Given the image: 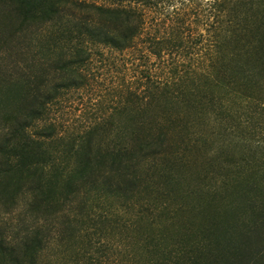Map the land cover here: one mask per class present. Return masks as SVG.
Listing matches in <instances>:
<instances>
[{
	"label": "trees",
	"instance_id": "obj_1",
	"mask_svg": "<svg viewBox=\"0 0 264 264\" xmlns=\"http://www.w3.org/2000/svg\"><path fill=\"white\" fill-rule=\"evenodd\" d=\"M69 1L0 0V264L72 240L102 264L110 230L125 264H264V0H205L201 34L189 3ZM102 49L160 76L65 134L51 110Z\"/></svg>",
	"mask_w": 264,
	"mask_h": 264
},
{
	"label": "rangeland",
	"instance_id": "obj_2",
	"mask_svg": "<svg viewBox=\"0 0 264 264\" xmlns=\"http://www.w3.org/2000/svg\"><path fill=\"white\" fill-rule=\"evenodd\" d=\"M70 1L76 2V0ZM79 1L82 4L102 6L110 4V0ZM204 1L174 0L175 4L172 7L174 10L180 9V3H189L190 11L187 25L189 24L193 33L201 34L205 29V25L202 23L204 22L202 19L203 13L201 12ZM195 18H198L197 23L194 21ZM101 52L103 54L96 55L90 66L88 85L79 91L71 89L63 92L57 104L51 110V122L65 134L76 132V130L93 123L96 119L109 118V114L113 112V106L118 102L119 104L122 103L123 97L119 96L127 85L131 84L133 88L138 87V90H140L142 85L147 82L145 77L147 70L152 78L160 76L159 66L153 58L143 59L138 52L134 51L117 53L102 49ZM1 55L3 53H0ZM184 61L187 62L188 60L185 59ZM9 62L7 61V63ZM120 211L118 218L125 220L127 213L121 209ZM14 223V214H3L0 209V227L5 226L8 228L7 231H10ZM106 234L105 237L100 238L101 243L100 240L96 241V248H100L101 251L104 250L97 258L100 259L102 264H125L123 262V248L121 245L117 248L113 244L114 239L120 238L122 233L119 230H110ZM73 247L76 248V240H72L69 244L62 245L59 248L53 246L47 252L48 258L49 260H55L56 264H76V252L72 251Z\"/></svg>",
	"mask_w": 264,
	"mask_h": 264
}]
</instances>
